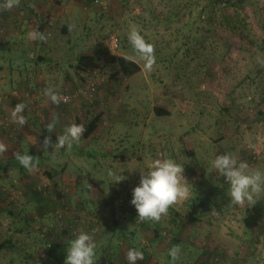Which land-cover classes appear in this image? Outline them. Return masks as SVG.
<instances>
[{"label": "rangeland", "instance_id": "374dc122", "mask_svg": "<svg viewBox=\"0 0 264 264\" xmlns=\"http://www.w3.org/2000/svg\"><path fill=\"white\" fill-rule=\"evenodd\" d=\"M79 1L84 8L85 0ZM203 1L207 10L172 17L178 6ZM101 2L90 8L84 4L93 20L88 36L80 35L83 25L72 37L80 42L79 51L39 62V67L26 68L28 62L4 48L0 37V143L7 148L0 161L15 159V152L32 155V150L44 159L33 171L0 169V264H65L68 243L81 230L94 235L96 264H128L126 253L133 247L145 255L137 264H171L168 249L174 245L181 247L175 264H264V219L254 230L246 229L250 205L231 203L227 183L211 168L215 156L225 152L246 161L251 170L264 171V0H235L236 9L223 0ZM198 13L204 23L196 20ZM132 29L154 45L156 62L150 71L128 41ZM110 34L120 43L115 56L106 45ZM98 49L102 66L96 73L77 72L73 58ZM32 54L36 60L40 51H29L28 58ZM122 56L141 68L131 79L118 67ZM91 83L97 88L92 101L78 97ZM50 86L70 95L72 103L53 104L43 95ZM20 102L28 106L23 127L10 118ZM156 106L172 112L156 116ZM53 116L59 117L56 131L44 135L40 128L47 131ZM98 116L99 128L91 138L81 137L70 150L43 151L45 137L55 143L68 125L85 127ZM221 135L220 144L214 142ZM160 158L184 165L192 192L158 222H142L130 203L133 180ZM110 169L125 179L113 183ZM120 196H126L127 205L123 222L114 227L113 206ZM193 200L204 208L200 221L188 224L185 215ZM45 231L62 238L61 261L50 257L41 241Z\"/></svg>", "mask_w": 264, "mask_h": 264}, {"label": "clouds", "instance_id": "9594fccd", "mask_svg": "<svg viewBox=\"0 0 264 264\" xmlns=\"http://www.w3.org/2000/svg\"><path fill=\"white\" fill-rule=\"evenodd\" d=\"M20 5V0H0V9L11 11ZM32 41H44L47 37L44 33L36 30L28 34ZM128 41L132 46L136 57L144 61L146 70H151L155 64L154 45L144 38L137 30L132 29L128 34ZM43 95L53 104L59 105L61 97L54 87H46ZM24 102L17 103L12 109L10 118L12 123L23 127L27 123L23 114L27 109ZM59 122L58 116H53L46 125L49 133L56 131ZM82 124L72 123L57 135L55 143L50 137H45L42 144L44 152L48 148L70 150L77 144L85 132ZM7 150L0 143V153ZM15 159L27 171H33L38 166L37 157L29 153H14ZM211 168L215 171L217 178H222L227 183V196L235 205L247 203L252 206L257 203L258 198L264 197V171L251 170L246 161L238 160L231 153L216 155L211 161ZM185 167L173 158H160L150 161L147 168L140 170L139 184L132 190L131 205L138 213V219L144 221L158 222L166 215L169 208L178 201L189 198L192 185L184 175ZM121 172L109 170L107 175L113 183L125 179ZM219 186H223L222 184ZM65 264H96L97 244L94 235L87 231H79L67 246ZM181 255V247L174 245L168 249L171 264H175ZM144 252L139 248H130L126 253L128 264H137L138 260L144 259Z\"/></svg>", "mask_w": 264, "mask_h": 264}, {"label": "crops", "instance_id": "0c3cea01", "mask_svg": "<svg viewBox=\"0 0 264 264\" xmlns=\"http://www.w3.org/2000/svg\"><path fill=\"white\" fill-rule=\"evenodd\" d=\"M79 2V0H20V5L11 11L0 9V18L7 29L6 34L2 36L5 43L3 47L9 51L19 52L20 58L26 62L29 60V51L34 49L40 51L37 59L44 62L55 59L57 56L63 57L72 52L77 53L80 49V42L77 40L74 42L72 37L83 25H85V31H82L80 35H88L86 30H90L89 22L93 20L88 8L84 6L88 1L83 2L82 7L84 8H80ZM88 4L91 5V2ZM25 5L29 8L26 9ZM36 30L44 33L47 39L53 34L57 35V40L44 42L40 46L42 41H32L28 38V34ZM31 59H34L33 54ZM15 68H21V64ZM11 80L14 79L11 78ZM169 111L172 112V109Z\"/></svg>", "mask_w": 264, "mask_h": 264}, {"label": "trees", "instance_id": "16d2710c", "mask_svg": "<svg viewBox=\"0 0 264 264\" xmlns=\"http://www.w3.org/2000/svg\"><path fill=\"white\" fill-rule=\"evenodd\" d=\"M91 2H92V4H91L92 6H94V7L98 6L95 4V0H92ZM223 2L227 6L234 7V9H236L235 0H223ZM198 8H202L205 11L208 9V4H205V2L203 1L202 3L197 2V3H190L189 5H185V6H178L177 11L174 12V14H172V17L174 19H177L178 17L183 15L185 12H189L190 14L193 15V13ZM224 17H225V20L227 21V23L230 24V23L234 22L232 16H228V17L224 16ZM196 20L198 22H201V23L205 22V19L199 13L197 14ZM2 24H4L3 21H2ZM229 27L234 30V27H231V26H229ZM89 31H87L86 34ZM207 34H208L207 38H209V36L211 35L210 29L207 30ZM111 35L112 34H110L108 37H110ZM86 36H88V35H86ZM107 38H106V40H107ZM219 40H221V39L219 38ZM119 49H120V47H119ZM108 51H109V49H108ZM101 55H102V52L100 49H98L93 54L92 53L88 54V53L82 52L78 56H75L73 58V62H75V68H76L77 72L87 73V74H91L92 72H96V70H98L102 66L100 63L102 60ZM109 55H110V52H109ZM28 59H29L27 61L28 64H25L26 68L28 67L29 64L33 65L35 67H39L40 66L39 62H44L43 60H38V59H36V60L31 59V58H28ZM47 61H50V60H47ZM118 67H119L122 75L127 79L133 78L141 70V68L137 62H135L131 58L125 57V56L118 58ZM88 76H90V75H88ZM154 113L156 116H159V117H164V116H168L171 114V112L169 110H167L166 108H164L162 106H156L154 108ZM100 120H101V118L98 116V117H95L94 119L87 122L88 124H86L84 127L86 130L82 136L84 139H89L95 134V132L99 128ZM40 129L43 132L45 131L44 135H47L49 133L45 129H42V128H40ZM202 132H204V131H202ZM202 135L206 137L205 133H202ZM222 137L223 136L221 135L218 139L214 140V142L219 143V141H222ZM180 141H182L181 138H180ZM187 153L189 154L190 157L195 156V154H196L195 152H190V151H188ZM224 153L225 152H223V154ZM31 154L33 156L37 157V161L40 160V161H38V166H42L44 163V159L42 158V155L38 154L34 150L31 151ZM79 154H82V152H79ZM40 157H41V159H40ZM203 164H206V163H203ZM19 166L21 167V169H24L16 159L6 160L4 162L0 161V169H2V170H8L9 168L19 167ZM206 166H207V164H206ZM49 176L51 177V179L54 178L53 173H49ZM193 202L194 203L191 205V207L189 208L188 212L185 215V220L188 224H197L200 221V217H199L200 212L204 208L203 203L197 202L196 200H193ZM63 207H65V206L63 205ZM54 212L57 213L58 210L55 209ZM263 219H264V201H262V200L257 201V203L255 205L248 206L246 217L244 219L246 229L254 230L255 228H257L261 224ZM120 223L121 222H117L115 220L113 221L114 227L119 226ZM55 227H58V226H55ZM54 230H56V228ZM65 231L68 232L67 230L63 229L62 233H65ZM45 233H47V235L44 234V236L42 238L43 240H41V241L47 246V251L51 255L50 257H58V260L61 261L60 259H61V257H63V254L65 252V248L60 247L61 242L60 243H58V242L62 238L54 239V238H52V235H54V234H52V232H46L45 231Z\"/></svg>", "mask_w": 264, "mask_h": 264}, {"label": "built area", "instance_id": "2783aa9c", "mask_svg": "<svg viewBox=\"0 0 264 264\" xmlns=\"http://www.w3.org/2000/svg\"><path fill=\"white\" fill-rule=\"evenodd\" d=\"M96 5H102L101 0H95ZM7 32L6 26L2 24V20L0 19V37L4 36ZM107 47L109 49L110 55L115 56L117 51L119 50L120 44L119 40L115 35H111L106 40ZM96 73V72H95ZM97 91L96 85L91 83L85 90H81L78 94V97H85L88 101H92ZM61 97V105H69L72 103V97L70 95H65L60 93ZM133 186H137L139 184L140 178L133 180ZM126 196L118 197L113 206V215L114 220L117 222H123L124 219V209L126 208Z\"/></svg>", "mask_w": 264, "mask_h": 264}]
</instances>
